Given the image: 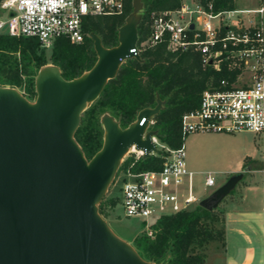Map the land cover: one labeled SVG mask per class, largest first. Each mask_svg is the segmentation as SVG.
<instances>
[{
	"label": "water",
	"instance_id": "water-1",
	"mask_svg": "<svg viewBox=\"0 0 264 264\" xmlns=\"http://www.w3.org/2000/svg\"><path fill=\"white\" fill-rule=\"evenodd\" d=\"M141 10L142 1L133 0L114 47L89 34L97 59L80 76L65 79L56 65L42 66L34 101L0 86V264H155L112 232L98 204L132 145L143 158L157 152L156 132L147 127L163 101L157 97L125 128L102 115L103 143L90 159L74 138L81 114L122 60L140 59L130 50L138 41ZM242 175H231L199 205L216 208Z\"/></svg>",
	"mask_w": 264,
	"mask_h": 264
},
{
	"label": "built area",
	"instance_id": "built-area-1",
	"mask_svg": "<svg viewBox=\"0 0 264 264\" xmlns=\"http://www.w3.org/2000/svg\"><path fill=\"white\" fill-rule=\"evenodd\" d=\"M123 10L124 0H0V33L35 37L41 46L51 48L59 37L81 42L86 17ZM148 27L144 41H137L131 52L139 54L142 45L163 42L171 52H198L202 69L227 73L217 80L210 77L198 106L182 114L184 139L191 133H264V0H258L254 8L217 12L209 0H182L177 8L152 12ZM153 123L152 117L147 130ZM152 140L157 151L164 153L159 169L132 171L131 166L143 156L132 145L124 156L131 157V163L119 170L126 217L159 218L201 199L193 191L184 142L170 148L155 135ZM204 183L214 186L215 179L207 174ZM147 234H152L151 229Z\"/></svg>",
	"mask_w": 264,
	"mask_h": 264
},
{
	"label": "trees",
	"instance_id": "trees-1",
	"mask_svg": "<svg viewBox=\"0 0 264 264\" xmlns=\"http://www.w3.org/2000/svg\"><path fill=\"white\" fill-rule=\"evenodd\" d=\"M141 1L138 44L144 41L149 31L150 14L177 8L182 0ZM209 1L216 12L235 8V0ZM132 10L133 0H124L121 14L86 17L83 40L73 42L67 37H59L54 40L49 56L35 37L0 33V86L17 88L26 99L34 101L35 77L42 66L56 65L65 79L80 76L97 59L88 34H97L106 48L116 46L118 28ZM140 48V59H125L115 77L108 80L98 98L81 114L74 138L87 159L102 146V115L113 116L125 128L134 121L138 111L154 107L157 97L163 105L153 117L154 123L149 130L155 131V136L168 147H179L184 142L180 132L182 114L198 106L201 92L210 77L217 80L227 75L224 70L202 69L199 54L193 50L171 52L163 42ZM163 154L158 150L147 158L140 157L131 170L159 169ZM131 161V157L124 158L118 170L126 168ZM247 166L245 162L244 167ZM103 202L101 200L98 204L100 215ZM107 204L114 206L116 200L109 198ZM216 210L217 207L207 210L195 204L175 214L162 215L150 225L152 234L135 237L133 247L142 259L155 264H205L208 243L224 238L223 215Z\"/></svg>",
	"mask_w": 264,
	"mask_h": 264
},
{
	"label": "crops",
	"instance_id": "crops-1",
	"mask_svg": "<svg viewBox=\"0 0 264 264\" xmlns=\"http://www.w3.org/2000/svg\"><path fill=\"white\" fill-rule=\"evenodd\" d=\"M254 7L249 0H235V8ZM188 135L189 151H195L198 160L219 161L227 173L226 177L243 173L233 191L218 204L223 211L224 238L208 243L205 264H264V145L253 153L237 154L230 161L225 157L227 148L224 147V139L230 136L212 133ZM245 162L248 163L246 171ZM250 162L260 165L251 166ZM192 165L190 163L187 168L193 176L201 172L198 168L193 169ZM207 174L212 176L211 172H206L205 176Z\"/></svg>",
	"mask_w": 264,
	"mask_h": 264
},
{
	"label": "rangeland",
	"instance_id": "rangeland-1",
	"mask_svg": "<svg viewBox=\"0 0 264 264\" xmlns=\"http://www.w3.org/2000/svg\"><path fill=\"white\" fill-rule=\"evenodd\" d=\"M249 1L252 2L253 6H256L258 3L256 2V0H249ZM4 15H6L5 12ZM43 48H45L46 54L47 56H49L50 48H46V47ZM201 134H209V133H201ZM212 134H224V133H212ZM226 135L230 137L224 139V145H225L224 147L227 148L225 157L227 159H231L230 161H232L233 160L232 158L234 156H237V154H241V153L249 154L251 152L253 153V150L256 149L261 150L264 145L263 133L255 134L249 131H242V132H238L234 134H226ZM189 136L190 135H187L186 138L184 139V149L186 154L185 159L187 166L188 165L190 166V163H192L193 169L198 168L199 170H201V172L194 174L192 185L195 195L203 198L208 194H210L212 191H214L221 184H223L230 176L226 177L227 173L222 167L223 164L222 163L220 164L219 161H214L211 159L198 160L196 156V152L189 151L190 150L189 142H188ZM249 164L251 166L260 165L258 162H253V163L250 162ZM206 172L212 173V176L215 179L214 186L205 185L204 181H205ZM122 182H123V174L119 173V170H117L113 182L107 188V191L105 192L104 197L102 199L104 202L101 204V207L103 208V212L101 216L105 219L108 226L116 236H118L120 239L124 240L131 246H133L135 237L143 233L147 234V229H150L149 228L150 225H152L157 218L150 217L147 220H145L142 217H126L124 215V210L121 205ZM109 198H113L116 200V204L114 206L107 204V200ZM216 211L220 212V214L223 215V211L219 206H217Z\"/></svg>",
	"mask_w": 264,
	"mask_h": 264
}]
</instances>
